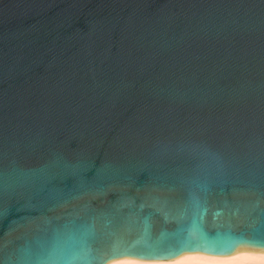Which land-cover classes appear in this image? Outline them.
<instances>
[{"label": "water", "instance_id": "95a60500", "mask_svg": "<svg viewBox=\"0 0 264 264\" xmlns=\"http://www.w3.org/2000/svg\"><path fill=\"white\" fill-rule=\"evenodd\" d=\"M262 213L264 0H0V264L264 252Z\"/></svg>", "mask_w": 264, "mask_h": 264}, {"label": "bare ground", "instance_id": "6f19581e", "mask_svg": "<svg viewBox=\"0 0 264 264\" xmlns=\"http://www.w3.org/2000/svg\"><path fill=\"white\" fill-rule=\"evenodd\" d=\"M109 264H264V252L243 250L226 256L192 254L163 263H149L132 259H120Z\"/></svg>", "mask_w": 264, "mask_h": 264}, {"label": "snow or ice", "instance_id": "6c2138e0", "mask_svg": "<svg viewBox=\"0 0 264 264\" xmlns=\"http://www.w3.org/2000/svg\"><path fill=\"white\" fill-rule=\"evenodd\" d=\"M157 203H159V200L157 199L156 201ZM197 203L200 206V201L197 199ZM127 206V205H125ZM169 213H165V215H168ZM262 218H264V213H262ZM262 231H264V225H262ZM147 250V246H145V248H140V249H136V248H130V249H126V250H119V254L122 255H143L145 253V251ZM145 258H154L153 256H146Z\"/></svg>", "mask_w": 264, "mask_h": 264}]
</instances>
